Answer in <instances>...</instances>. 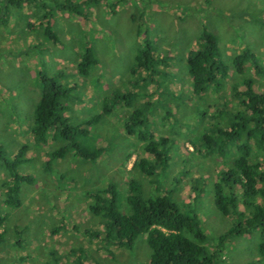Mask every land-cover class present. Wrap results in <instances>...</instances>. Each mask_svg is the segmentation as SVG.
<instances>
[{
  "label": "rangeland",
  "instance_id": "obj_1",
  "mask_svg": "<svg viewBox=\"0 0 264 264\" xmlns=\"http://www.w3.org/2000/svg\"><path fill=\"white\" fill-rule=\"evenodd\" d=\"M70 1L82 4L86 0ZM95 1L87 0L80 16L50 11L58 37L56 44L40 24L45 11L39 4L51 8L66 4V0H37L21 6L7 5L6 9L5 2H0V154L13 159L21 146L28 144L26 156L30 161L22 164L19 172L33 180L20 185V205L7 206L2 193L9 173L0 160V214L7 216L0 264H149L152 252L146 236H139L133 249L114 245L101 232L102 219L88 210L91 201L87 192L112 183L117 186L118 207L129 212L126 199L132 179L141 185L146 197L167 191L179 208L185 212L189 207L195 210L212 240L233 224L214 203V180L221 169V159L215 155L206 157L204 147L198 153L194 144H199L201 136L215 125L211 113L222 102L233 110L243 109L232 91L242 86L243 78L254 79L258 90L264 87V71L256 73L247 66L246 73L240 76L231 66L236 54L250 49L264 67V0ZM29 22L34 28H29ZM203 27L218 38L224 63L231 69L223 89H210L197 96L192 91L187 59L190 51L201 45ZM145 34L156 55L167 61L166 66L159 63L161 74L156 73L154 82L148 84L142 80L147 76L145 72L132 73L136 56L145 48ZM86 47L92 49L97 64L89 68L88 75H82L76 65ZM40 72L56 76L59 83L72 87L64 112L71 123L80 124L102 115L89 138L81 139L86 146L104 149L100 160L84 162L70 152L45 169L50 160L47 150L63 142L58 140V144L50 138L46 145H37L30 132L41 97ZM127 93L137 96L130 105L127 96L122 98ZM106 99L120 102L108 115L102 113ZM137 109L144 110L146 124L136 134L149 132L155 140H170L168 167L164 171L157 166L158 174L151 177L140 169L131 170L137 159H153L146 153L144 143L124 130L125 122ZM198 110L208 112L204 121L199 119ZM226 113L231 115L227 110ZM219 119L222 127L230 120L223 114ZM128 155L131 157L127 159ZM257 155L264 160L262 154ZM196 178L205 181L203 194L197 200L191 189ZM262 242L260 231L234 237L220 264H264L258 251Z\"/></svg>",
  "mask_w": 264,
  "mask_h": 264
},
{
  "label": "trees",
  "instance_id": "obj_2",
  "mask_svg": "<svg viewBox=\"0 0 264 264\" xmlns=\"http://www.w3.org/2000/svg\"><path fill=\"white\" fill-rule=\"evenodd\" d=\"M35 1L37 0H3L6 4L4 9L7 5L21 6L23 3L31 4ZM86 3L87 0L82 4H73L66 0V4L49 8L40 2V8L44 9L45 14L39 19L47 37L55 44L58 43V37L52 28L53 15L50 11L57 9L80 16V9ZM2 10L0 7V12ZM33 22H29V28H34ZM145 35V48L136 56L132 73L145 72L147 76L142 80L148 84L154 82V75L159 73V63L166 66L167 61L166 58L156 55L148 35ZM200 38L201 45L191 50L187 59L192 91L197 96H202L210 89H223L230 78L231 69L230 65L224 63L218 38L206 27H203ZM96 64L92 49L86 47L76 65L78 73L88 75L89 68ZM262 65L252 50L245 49L233 57L231 66L238 75L243 76L247 66H251L256 73H262ZM39 75L41 97L34 110V124L30 132L37 145H46L50 138L63 142L61 146L47 150L46 155L50 160L45 169L49 170L53 161L66 158L70 152L84 162L100 160L105 154L104 149L86 146L81 139L89 138L91 129L102 115H96L80 124L71 123L64 112L67 109L65 100L71 97L72 87L59 83L56 76H48L43 72ZM242 82V86L234 87L232 91L233 98L243 109L233 110L230 104L222 102L211 113V118L216 119L215 125L209 127V133L201 136L199 144H194L198 153L202 152L198 149L204 147L203 153L206 157L215 155L221 159V169L214 180V203L223 216L233 220L232 226L217 240H212L195 210L189 207V212H185L179 208L172 193L167 191L146 197L141 185L132 179L128 182L126 199L129 212L118 207V191L115 184L111 183L99 191H88L86 194L91 201L88 205L89 213L102 219L101 232L106 240L114 245L133 249L136 239L141 235L146 236V242L152 252L149 264H220L223 253L234 237H244L254 231H260L264 236V160L257 158V153L264 157V87L262 90L255 88L252 78H243ZM136 97L135 94L127 93L122 98L127 99V105H130ZM115 100L113 103L108 99L103 101V114L108 115L114 111L115 104L120 103L119 99ZM226 110L231 115H228ZM202 111L198 110V115L200 114L199 119L204 121L208 112ZM220 114L230 119L225 127L217 122L220 121ZM144 116L143 109L134 110L125 122L124 130L127 135L136 136L143 142L146 153L153 158L137 159L131 170L140 169L145 176L151 177L158 174L157 166H161L164 171L168 167L171 159L168 153L170 140H155L154 134L149 132L136 134L140 126L145 127ZM28 151L29 146L26 144L21 146L13 159H6L0 154L2 166L9 173L8 180L3 183L2 193L4 202L9 207L20 205V185L33 182L30 175L19 172V167L30 161L26 156ZM129 157L131 156L128 155L127 159ZM204 184L205 181L201 178L192 181L191 189L195 200L201 198ZM6 222L7 216L0 214V247L6 240ZM57 231V228L53 230L54 233ZM95 233L98 235L97 231ZM210 245L212 247H209ZM258 251L260 260L264 261V242L259 244Z\"/></svg>",
  "mask_w": 264,
  "mask_h": 264
}]
</instances>
